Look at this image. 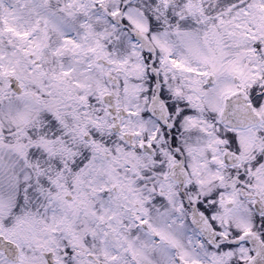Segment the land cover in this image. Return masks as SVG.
<instances>
[{
	"label": "snow or ice",
	"instance_id": "6c2138e0",
	"mask_svg": "<svg viewBox=\"0 0 264 264\" xmlns=\"http://www.w3.org/2000/svg\"><path fill=\"white\" fill-rule=\"evenodd\" d=\"M0 264H264V0H0Z\"/></svg>",
	"mask_w": 264,
	"mask_h": 264
}]
</instances>
